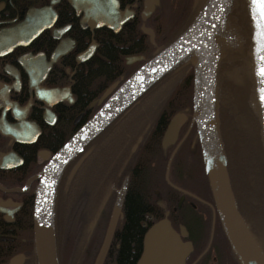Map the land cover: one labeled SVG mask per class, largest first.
<instances>
[{"label": "flooded vegetation", "instance_id": "flooded-vegetation-1", "mask_svg": "<svg viewBox=\"0 0 264 264\" xmlns=\"http://www.w3.org/2000/svg\"><path fill=\"white\" fill-rule=\"evenodd\" d=\"M51 1L0 0V31L21 22L30 8L47 6ZM147 1L151 4L149 11H145ZM209 1L117 0L118 15L124 16L125 20L116 32L106 26L83 27L84 11L78 13L70 0H54L56 18L51 27L43 29L31 39L23 36L20 44H6L0 48V264H38L34 209L41 170L72 133L101 107L105 101H102L104 93L108 91L111 94L131 70L183 33L206 10ZM248 11L251 23L250 9ZM244 31V43L248 49L252 48L248 56L252 62L250 68H253V79L245 78V84L254 83V95L259 98L254 30ZM103 34H109L108 37H112L121 52H125L122 68L113 78L96 77L94 82L81 87L76 73L80 66L86 67L93 59L100 57L106 40ZM227 34L230 35L224 17L214 36L217 48L216 120L237 207L264 251V219L255 221L250 218L240 194L236 192L237 183L231 173L221 135L217 104L218 67L223 47L232 48L234 45L232 37L230 40ZM92 44L95 46L93 55L83 62L78 61V56ZM60 45L64 53L56 55L55 51ZM128 51L131 52L126 54ZM131 55H142L144 58L127 63V57ZM187 65H190L187 60L181 62L176 70L167 74L161 86L177 76L183 80ZM189 67L192 73L184 79L187 86L193 88L190 106H179L183 101L181 91L176 89L164 97L154 121L143 118L144 108L139 106L142 101L115 120L114 130L119 142L111 171L114 183L101 200L102 203L106 195H114L107 225L120 190L126 183L113 239L127 224L129 200L140 199L144 210L138 221L142 235L139 259L147 253L144 245L146 237H153L170 244L173 250L172 264H243L225 231L210 185L199 126L194 117L196 68L192 61ZM233 70L239 71L236 68ZM54 90L61 92V95L54 94ZM177 113L185 114L186 119L175 142L164 146L163 136ZM259 120L262 124V114ZM128 123L132 125L131 131L126 127ZM122 127L123 131L120 130ZM126 129L129 133L125 132ZM153 141L159 143V147L154 146ZM168 151L170 153L165 157ZM87 153H78L66 163L55 186L53 222L60 264H63L65 237L61 235L62 228L60 230L58 221V204L62 194L65 196V208L70 190H85L91 168ZM181 154L194 157L197 162L201 160L204 164L201 171L199 166L185 171ZM99 190L96 193L101 196L103 190ZM109 197L102 208L100 203L96 220L102 216ZM87 248L88 245L81 249L80 255H75L80 258L74 260L73 264L86 258Z\"/></svg>", "mask_w": 264, "mask_h": 264}, {"label": "water", "instance_id": "water-1", "mask_svg": "<svg viewBox=\"0 0 264 264\" xmlns=\"http://www.w3.org/2000/svg\"><path fill=\"white\" fill-rule=\"evenodd\" d=\"M70 2L78 13L85 12L82 18L83 27L89 25L94 27L106 26L117 32L125 20L124 16L118 15L117 0H70ZM249 2L255 36L256 65L264 131V71H262L264 69V7L258 0H249ZM54 3L52 0L50 5L32 7L21 22L1 29L0 48L6 44L9 46L20 44V38L23 36L31 39L43 29L51 27L56 18L53 9ZM227 3L228 0H210L206 10L188 29L146 60L111 94L108 91L105 92L102 97V101H105L101 107L54 153L47 165L41 170L34 209L38 264H60L55 246L53 197L55 185L63 167L73 156L83 150L121 114L127 111L159 79L190 55H192L191 60L196 68L194 117L198 122L207 173L220 218L243 264H264V255L236 204L215 113L217 51L214 35L216 28L223 19ZM150 7L151 4L147 1L145 11H149ZM151 34L154 40V35ZM94 51L95 46L92 44L78 56V61L83 62L89 59ZM62 53L64 50L60 45L55 54L60 55ZM143 58L142 55H131L127 57V63H134ZM53 92L56 95H61L58 90ZM185 119L183 113H177L173 116L162 139L164 146L175 142ZM125 190L126 183L120 190L114 204L96 264H103L106 258L118 223ZM107 198L106 196L101 208ZM144 245L147 253L139 259L137 264L146 258L148 263L145 264H172L173 250L168 242L146 237Z\"/></svg>", "mask_w": 264, "mask_h": 264}, {"label": "rangeland", "instance_id": "rangeland-1", "mask_svg": "<svg viewBox=\"0 0 264 264\" xmlns=\"http://www.w3.org/2000/svg\"><path fill=\"white\" fill-rule=\"evenodd\" d=\"M249 4L245 2V0H228V8L225 14V24L227 25L228 32L230 35L227 36L230 38L232 37V41L234 43L233 47L230 48L228 46L223 47L222 50V59H220L218 67V81H217V104H218V114H219V121L221 123V135L223 138V142L226 146L227 155L229 154L230 150V142L231 136L229 135V131L232 128L231 124L229 125L230 121L233 120L234 123L240 124L243 126L247 121V115L244 114V109L246 107L251 106L257 111V115L261 117V113L259 111V99L254 97V90L255 85L254 83L245 84V78L253 79L252 78V70L250 68L251 58L250 54L252 52V48L248 49L243 40V34L245 35L244 30L251 29V23L249 19ZM239 34V36H238ZM242 38V43H241ZM231 40V38H230ZM231 41V42H232ZM241 43V44H240ZM152 52V51H151ZM226 56V57H225ZM228 56V58H227ZM187 65L185 67V72L183 75V80L180 79V76L174 77L170 82H166L165 86H161L159 83L156 88L152 89L148 92L146 97L142 99V103L139 105L144 108L143 111V118H146L147 121L151 122L154 121L155 118L158 116L156 113L161 108L164 97L168 94L171 95L174 90L181 91V98L183 101L182 105L179 106H190L193 100V88L190 89L189 86L187 87V82H184L186 79L185 77L190 76L192 73V69ZM236 68L239 70L238 72L234 71L233 69ZM230 70V71H229ZM225 71H229L228 73ZM129 74V73H128ZM168 76V75H167ZM166 78V77H165ZM164 78V79H165ZM251 81V80H250ZM250 86L244 100H242V96H238L240 93V89L244 86ZM251 89V90H250ZM168 91V92H167ZM240 99V100H239ZM241 101V103H240ZM248 103V104H247ZM145 105V106H144ZM257 106V107H256ZM244 107V109H242ZM133 121V120H132ZM147 122V123H149ZM256 125L257 123L254 122ZM147 125V124H146ZM144 125L143 127H145ZM116 125L112 128V133L105 135V138L102 139L103 144L106 142L113 144V149L108 152L110 155L104 154L103 162L107 165L106 175L102 171L103 168L99 167L96 170H91L88 172V177L86 181V188L85 190H81L80 192H74L73 189L70 190L63 212V219L61 217V213L59 212L58 221H61L62 225V234L65 237V245L63 249V264H73V261L79 260L81 254V249L86 247L87 248V255L86 258L81 259L80 263L78 264H95V259L101 246L102 240L104 238L105 228L107 226V219L110 215L112 201H113V194L109 197V202L102 211V216L99 219H95L97 210L100 206L101 200L105 195L108 188H111L113 185L114 177L111 175V171L113 169V162L115 156V148L117 143L119 142L117 136L115 135V128ZM254 132L253 136L256 137L257 134ZM127 129L130 128L132 125L128 123L126 125ZM126 129V133L129 131ZM121 131L124 128H120ZM258 131V130H257ZM125 133V134H126ZM231 133V132H230ZM252 133V132H251ZM127 135V134H126ZM123 137V136H122ZM248 139L246 140V142ZM248 143V142H247ZM103 146L99 149L101 150V154ZM170 151L166 152V156L168 157ZM182 155V154H181ZM180 155V156H181ZM162 158V154L160 156ZM184 158L183 165L185 171H189L194 166H199L200 171L202 169L201 160L197 162L196 158H190L187 154L182 155ZM229 157V156H228ZM231 157V156H230ZM182 159V158H181ZM194 159V162H193ZM165 162V161H163ZM90 163V162H89ZM88 163V164H89ZM166 163V162H165ZM103 164V166H105ZM193 166V167H192ZM194 170V169H193ZM81 180V179H80ZM79 182V180H78ZM188 185L189 180L187 181ZM102 189V195L98 196L96 190L100 191ZM72 194V195H71ZM70 196V197H69ZM95 197V198H94ZM59 206V204H58ZM63 210V208H62ZM98 216V215H97ZM263 218V217H262ZM264 219V218H263ZM263 225H264V220ZM61 230V227H60ZM83 253V252H82ZM77 259V260H76ZM148 263V259L146 258L144 261L142 260L139 264Z\"/></svg>", "mask_w": 264, "mask_h": 264}, {"label": "trees", "instance_id": "trees-1", "mask_svg": "<svg viewBox=\"0 0 264 264\" xmlns=\"http://www.w3.org/2000/svg\"><path fill=\"white\" fill-rule=\"evenodd\" d=\"M108 35L109 34H103V37L106 40H103L104 42L100 50V57L96 60L93 59L86 67L80 66L81 70L80 68L78 69L76 75L79 82L78 85L81 87L85 85L88 86L89 83L94 82L96 77L108 76L109 78H113L114 75L122 68V56L125 52H121L117 45L112 41V37H108ZM130 52L131 51H128L126 54ZM154 54L155 53H152L148 58L152 57ZM187 61L191 65V59L187 58ZM138 66L131 70L127 77L131 75L138 68ZM176 68L174 70H176ZM185 81L187 82V80ZM159 83L160 81L149 89L124 113H127L131 108L141 102V100L146 97L148 92L156 88ZM189 88L191 87L189 86ZM249 88L250 86L248 87L245 84L242 88H239L240 93L238 96H242V100H244ZM245 107L246 110L244 107L242 109H244L243 111L245 115H247V113L249 114V117H247V121L243 128L242 125L234 123L233 120H229V125L231 124L232 128L229 131L231 142L229 144L230 150L228 154V163L234 180L237 183V186L235 185V190L240 194V199L248 210L250 218H253L255 221H260L262 217L264 218V137L261 132L262 124L259 120V115H257L258 109L255 111L254 108L251 106L249 107V105L248 107ZM254 122H256L257 125ZM114 124L115 121L81 152L83 153L88 151L87 161L90 162L89 165L91 164L89 171L96 170L100 165V167L103 168L102 171L106 175L105 172L107 170V165L103 162V156L104 154L110 155L108 152L113 149V144L109 142H105L103 144L102 139L105 138L106 133H112L111 131ZM253 124L256 126V137L253 136ZM153 136L155 138V135ZM247 139L248 143L246 142ZM153 145L159 147V143L154 142ZM102 146L105 149L102 150L104 152L101 154V150L99 149ZM103 164H105V166H103ZM64 198L65 196L62 194L59 202V212L61 213L62 219L64 212ZM143 210L144 205L140 199L134 198L129 200L127 224L125 227H122L120 232H118L114 237V242L111 245L104 264L137 263L140 257L142 236L138 221L143 213ZM61 221L62 220L59 219L60 227L63 228ZM117 245H119V248H117Z\"/></svg>", "mask_w": 264, "mask_h": 264}, {"label": "bare ground", "instance_id": "bare-ground-1", "mask_svg": "<svg viewBox=\"0 0 264 264\" xmlns=\"http://www.w3.org/2000/svg\"><path fill=\"white\" fill-rule=\"evenodd\" d=\"M182 62H184V61H182ZM178 71H179V70H178ZM179 72H180V71H179ZM166 76H167V74H166L165 76H163L161 79H159L156 83H158L159 81H160V83H161V82L164 80V78H165ZM156 83H155V84H156ZM155 84H154V85H155ZM154 85H153V86H154ZM153 86H152V87H153ZM141 97H142V96H141ZM141 97H140V98H141ZM140 98H139V99H140ZM139 99H138V100H139ZM144 106H145V105H144ZM140 107H141V106H140ZM82 125H83V123H82ZM82 125H81V126H82ZM78 129H79V128H78ZM76 131H77V130H76ZM76 131H75V132H76ZM75 132H74V133H75ZM74 133H72V135H73ZM72 135H71V136H72ZM71 136H70V137H71ZM70 137H69V138H70ZM69 138H68V139H69ZM68 139H67V140H68ZM87 146H88V145H87ZM87 146H86V147H87ZM86 147H85V148H86ZM94 198H95V197H94ZM97 212H98V211H97ZM261 251H262V250H261ZM262 253H263V255H264V251H262Z\"/></svg>", "mask_w": 264, "mask_h": 264}, {"label": "snow or ice", "instance_id": "snow-or-ice-1", "mask_svg": "<svg viewBox=\"0 0 264 264\" xmlns=\"http://www.w3.org/2000/svg\"><path fill=\"white\" fill-rule=\"evenodd\" d=\"M258 2H260L262 7H264V0H258ZM262 71H264V69H262Z\"/></svg>", "mask_w": 264, "mask_h": 264}]
</instances>
